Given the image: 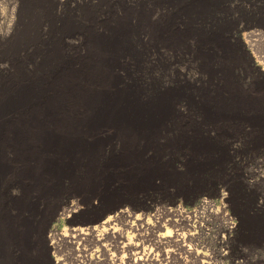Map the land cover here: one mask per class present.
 Masks as SVG:
<instances>
[{"label":"rangeland","instance_id":"obj_1","mask_svg":"<svg viewBox=\"0 0 264 264\" xmlns=\"http://www.w3.org/2000/svg\"><path fill=\"white\" fill-rule=\"evenodd\" d=\"M121 1L111 0L108 9L105 4L97 6L96 15L83 20L80 34L73 33L65 38L64 33H51L48 29L43 32L44 50L50 49L53 39L55 42L73 40L69 46H62L66 60L57 64L53 72L34 70L29 62L36 54L33 46L28 56L24 52L20 54L21 63L28 62L25 70L32 77L38 75L44 80L40 97L29 98L26 104L16 105L0 117V146L4 148L3 156L9 164L0 182V234L4 237L0 245V264H54L48 239L51 230L63 233L76 225L95 224L125 205L143 210L156 202L191 204L204 195L218 199L222 189L238 219L230 259L225 264H264V123L251 119L264 111L259 106L264 100V64L254 56L250 57L247 65L242 63L245 67L242 76L227 79L220 67L228 61V54L219 46L213 45L209 49V57L217 68L216 76L206 83L203 77H198L194 84L208 85L209 95L203 99L205 104L211 110L224 113L211 121L203 119L199 107H190L180 101L175 119L158 127L155 135L139 136L126 123L84 126L82 122L91 113L94 95L110 84L102 80L105 68L99 65L100 52L91 42V34L105 30L118 18L132 16L139 9L130 2L126 8L120 9L117 3ZM142 1L147 12L161 9V15L176 17L173 24L177 28L182 22V7L189 3L186 0L173 1L166 8V4L159 3L162 0H139V3ZM201 1L210 8L203 13L209 31L206 38L225 30V38L228 36V43L234 46L246 42L248 30H240L242 22L255 21L264 30V0H198L199 4ZM95 3L97 0H63L61 8L58 5L54 8L60 17L77 14L76 19H82L81 11L95 8ZM2 8L5 14L0 18V50L9 41V36H1L12 25L13 19L11 10L5 5ZM35 8L39 11L38 7ZM186 14L192 19L200 17L194 12ZM206 45H210L207 39ZM197 56L183 53L167 59V62L176 67L174 75L183 79L196 71L195 68H200ZM14 64L3 62L0 80L16 76ZM132 79L131 76L129 81ZM13 128L29 139H9L12 136L9 130ZM39 128L62 136H75L81 143L74 153L66 155L56 149L42 150L33 138ZM4 143L10 146L6 147ZM16 149L21 150V154L25 150L30 156L23 158ZM43 157L55 164L67 165L65 175L55 177V174L43 173ZM17 177L26 183L25 188L15 184ZM40 183L49 184L51 188L42 190ZM25 199H32L36 208L21 207L19 204ZM14 227L13 231L20 234L28 227L31 230L29 237L26 235L24 240L12 238L10 231Z\"/></svg>","mask_w":264,"mask_h":264},{"label":"bare ground","instance_id":"obj_2","mask_svg":"<svg viewBox=\"0 0 264 264\" xmlns=\"http://www.w3.org/2000/svg\"><path fill=\"white\" fill-rule=\"evenodd\" d=\"M50 1L0 0V18H3L5 14L2 5L11 10L13 16L12 25L1 36L10 38L0 50V70L3 68V62L8 61L15 62L14 68L17 70L16 76L12 79L10 77L6 81L0 80V117L16 105H24L30 99L40 97L42 94L41 85L44 77L38 78V75L32 77L25 70L28 62L23 61L24 65L21 63L19 59L21 52L28 56L33 46L32 49L36 54L34 53L33 60L29 62L33 64L34 70L42 72L47 69L49 73L53 72L57 64L64 63L66 60L67 55L62 46H69L73 40L71 39L70 42L64 39L63 42H55L53 39L50 41L52 43L50 49L44 50L43 32L49 30L51 33H64L65 36L62 34V37L65 38L71 37L73 33L80 34L83 31V20L97 13V6L105 4L108 9L111 5L109 4L111 0H97L96 5H93L95 8L83 9L80 13L82 19H76L77 14L76 16L70 14L64 17L59 16L55 8L56 5L61 8L63 0ZM173 1L179 0H162L159 3L166 4L167 8ZM187 1L189 3L182 7L184 13L180 15L183 17L179 28L173 24L176 17L166 15L164 11L161 15L159 12L161 9L156 12L153 7L155 12L153 10L147 12L143 1L139 3V0H122L121 3H117L120 9L126 8L129 2L135 3L139 9L132 16L118 18L105 30L102 29L103 31L97 33L94 31L95 33L91 34V42L100 52L98 58L100 67L110 71L103 70L102 80L110 84L94 95L91 113L82 122L84 126L126 123L135 129L139 136L155 135L158 127L166 121L175 119L180 101H184L190 107H199L203 111L202 116L205 121H211L224 114L217 109L211 110L203 100L209 90L205 83L213 80L217 72L214 60L209 57L208 51L214 45L228 54V61L221 63L223 66L219 64L227 79L235 78L236 75L242 76L245 71L242 63L245 65L246 62L247 65L250 57L254 56L256 60L264 64V30L255 21L247 24H242L241 21L240 30H248L246 42L240 41L241 43L236 45L233 42L234 46H231L226 39L228 36L225 38V30L206 38L209 31L206 28L203 13H207L210 8L205 1H201L200 4L198 0ZM35 7H38L39 11H36ZM190 12L200 17L192 19L186 14ZM206 39L210 43L209 46L206 45ZM183 53L198 55L200 68L197 70L194 65L196 71H193L189 77L180 79L176 77L177 74L174 75L176 67H172V62L168 63L167 59ZM238 69H240L239 72ZM131 76L134 79L130 82ZM198 77H203L205 83L196 86L194 81L198 80ZM234 99H236L235 96ZM259 106L264 108V100L259 103ZM251 119L264 123V111L258 117L252 116ZM9 133L12 134L9 139L16 141L27 138V135L22 136L16 128L9 130ZM33 138L37 140L42 150L56 149L63 155L74 153L75 148L81 143L75 136H62L46 129L38 130ZM4 144L6 147L10 146ZM17 152L23 158L30 156L25 150H22V154L21 150ZM4 153V148L0 146V182L4 171L9 167L3 156ZM47 159L45 157L42 159L43 173L55 174V177L65 175L67 165L66 167L63 164H55ZM18 179L20 177H17L15 184L22 189L25 188L26 183ZM10 187L8 185V188ZM39 187L42 190H49L51 185L40 183ZM227 199V193L222 189L218 199L204 195L191 204L183 201L156 202L143 210L125 205L95 224L76 225L63 233L51 230L48 239L54 264H225L230 259L234 238L238 231V219ZM19 205L36 208L32 199H25ZM78 209L81 210V208ZM67 212L74 214L75 210ZM14 229L15 227L10 231L12 238L20 240H24L26 235L29 237L31 232L28 227L21 234L13 231ZM2 241L4 237L0 234V245Z\"/></svg>","mask_w":264,"mask_h":264}]
</instances>
